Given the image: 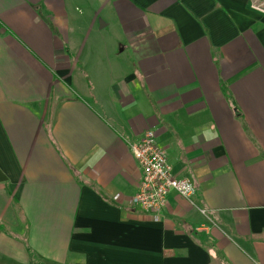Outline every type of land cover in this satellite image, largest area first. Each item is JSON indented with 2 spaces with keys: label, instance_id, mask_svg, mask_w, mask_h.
Here are the masks:
<instances>
[{
  "label": "crops",
  "instance_id": "0c3cea01",
  "mask_svg": "<svg viewBox=\"0 0 264 264\" xmlns=\"http://www.w3.org/2000/svg\"><path fill=\"white\" fill-rule=\"evenodd\" d=\"M257 2L0 0V264H264ZM148 130L194 187L158 221Z\"/></svg>",
  "mask_w": 264,
  "mask_h": 264
},
{
  "label": "built area",
  "instance_id": "2783aa9c",
  "mask_svg": "<svg viewBox=\"0 0 264 264\" xmlns=\"http://www.w3.org/2000/svg\"><path fill=\"white\" fill-rule=\"evenodd\" d=\"M129 150L140 171L137 191L130 200L132 208L158 221L171 193L182 197L193 194L194 187L189 179L171 174L167 155L157 143L155 132L146 131L138 141L129 144ZM118 198L115 195L113 200Z\"/></svg>",
  "mask_w": 264,
  "mask_h": 264
},
{
  "label": "water",
  "instance_id": "95a60500",
  "mask_svg": "<svg viewBox=\"0 0 264 264\" xmlns=\"http://www.w3.org/2000/svg\"><path fill=\"white\" fill-rule=\"evenodd\" d=\"M5 180V178L3 177V175L1 174V172H0V182H2V181H4Z\"/></svg>",
  "mask_w": 264,
  "mask_h": 264
},
{
  "label": "rangeland",
  "instance_id": "374dc122",
  "mask_svg": "<svg viewBox=\"0 0 264 264\" xmlns=\"http://www.w3.org/2000/svg\"><path fill=\"white\" fill-rule=\"evenodd\" d=\"M259 5H261V7L264 8V3L263 2H257Z\"/></svg>",
  "mask_w": 264,
  "mask_h": 264
}]
</instances>
